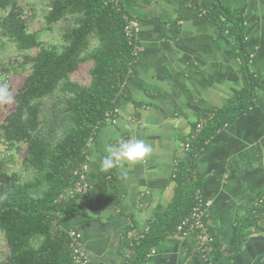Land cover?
<instances>
[{"label":"crops","instance_id":"0c3cea01","mask_svg":"<svg viewBox=\"0 0 264 264\" xmlns=\"http://www.w3.org/2000/svg\"><path fill=\"white\" fill-rule=\"evenodd\" d=\"M222 2L242 15L250 70L264 79V0ZM123 7L139 21L136 60L113 121L87 144L89 189L63 198L68 213L58 222L79 230L87 256L101 264H123L130 241L171 202L173 173L194 125L225 106L243 85L241 61L203 16V0H124ZM131 136L150 144L152 153L133 166L101 171L106 147ZM194 175L201 180L198 194L211 200L207 223L214 249L227 256L222 264H264V231L248 227L234 243L236 223L264 196V87L256 86L253 106L196 155ZM236 243L239 247L230 250ZM151 250L146 264H207L190 238L171 234Z\"/></svg>","mask_w":264,"mask_h":264},{"label":"trees","instance_id":"16d2710c","mask_svg":"<svg viewBox=\"0 0 264 264\" xmlns=\"http://www.w3.org/2000/svg\"><path fill=\"white\" fill-rule=\"evenodd\" d=\"M45 1L44 28L58 25V43H44L40 30H28L18 0H0V41L12 42L21 55L18 66L29 69L19 86L10 85L11 108L0 106V145L9 154L7 159L0 158V232L8 248L0 264H73L66 229L58 224L68 213L60 198L77 182L87 159V144L106 123V113L117 108L119 93L136 60L133 42L124 35L123 4ZM203 2V16L214 22L241 61L243 85L225 106L203 115L199 130L194 125L191 139L185 142L189 148L173 173L171 202L164 211L155 212L141 237L130 241L131 253L123 264H146L153 246L174 233L176 224L195 204L201 185L194 175L196 155L208 147L218 130L253 106L255 87H264V79L250 70L240 12L222 0ZM34 48L37 51L31 54ZM83 66L87 81L72 78ZM23 144L24 178L20 170L10 168L13 153ZM260 198L262 203H256L236 223L234 243L241 241L248 227L264 231V196ZM239 243L229 249H237ZM226 257L215 249L210 253L212 264H222Z\"/></svg>","mask_w":264,"mask_h":264},{"label":"built area","instance_id":"2783aa9c","mask_svg":"<svg viewBox=\"0 0 264 264\" xmlns=\"http://www.w3.org/2000/svg\"><path fill=\"white\" fill-rule=\"evenodd\" d=\"M105 3L113 5H120L124 3V0H105ZM124 20V35L126 38L133 42V54L137 55L138 43L137 36L139 33V21L129 15L127 12L122 14ZM15 62L13 60H0V81H8V74L10 69H13ZM116 113V109L113 112L106 113L105 122H112ZM204 120L198 121L196 124V130H199L203 125ZM189 143L183 144V149L187 150ZM87 163L85 162L79 172V178L73 188L69 189L60 199L65 196H81L85 194L89 189V184L86 180ZM256 203H262V199H258ZM211 204V200L196 195L195 204L188 211L187 215L176 224L174 235L190 238L192 240V249L198 255V257L207 264L211 263L210 253L214 250L215 238L211 233L209 225L207 223L208 208ZM140 234L139 237H141ZM66 237L69 241V247L71 251L73 264H101L93 263L87 256L84 250V244L82 235L76 228L66 229ZM153 252V250H151ZM127 264V263H126Z\"/></svg>","mask_w":264,"mask_h":264},{"label":"rangeland","instance_id":"374dc122","mask_svg":"<svg viewBox=\"0 0 264 264\" xmlns=\"http://www.w3.org/2000/svg\"><path fill=\"white\" fill-rule=\"evenodd\" d=\"M18 3L24 11V17L28 20V30L36 31L40 30V38L44 43H58L59 42V30L58 25L50 30L45 29L44 14L47 9L45 0H18ZM2 13V12H1ZM4 13V12H3ZM37 51V48H34L30 51L31 54H34ZM21 57L17 51L15 45L12 42H9L5 39L0 41V60H9L16 59L13 69L9 71V85H12L14 88L19 86L28 73L29 69L26 66L19 67L18 60ZM20 61V60H19ZM72 78L87 81V68L86 66L82 67V71L75 73ZM11 108V105H9ZM26 152V146L23 144L20 146L19 150L13 153V159L10 163V168L12 170H22V159ZM9 154L4 152V147L0 145V158H8ZM23 178L26 176V172L21 171ZM8 254V248L4 241V238L0 232V262L4 259L5 255Z\"/></svg>","mask_w":264,"mask_h":264},{"label":"clouds","instance_id":"9594fccd","mask_svg":"<svg viewBox=\"0 0 264 264\" xmlns=\"http://www.w3.org/2000/svg\"><path fill=\"white\" fill-rule=\"evenodd\" d=\"M14 102L12 88L6 81H0V106L11 105ZM152 146L143 139L131 136L128 139H120L115 144L106 147L100 162L101 171L107 172L110 169L133 166L145 160L152 153Z\"/></svg>","mask_w":264,"mask_h":264},{"label":"water","instance_id":"95a60500","mask_svg":"<svg viewBox=\"0 0 264 264\" xmlns=\"http://www.w3.org/2000/svg\"><path fill=\"white\" fill-rule=\"evenodd\" d=\"M190 156H188V159H189Z\"/></svg>","mask_w":264,"mask_h":264}]
</instances>
